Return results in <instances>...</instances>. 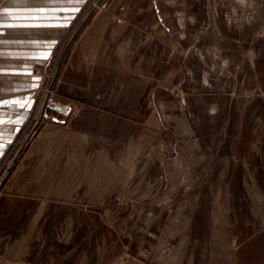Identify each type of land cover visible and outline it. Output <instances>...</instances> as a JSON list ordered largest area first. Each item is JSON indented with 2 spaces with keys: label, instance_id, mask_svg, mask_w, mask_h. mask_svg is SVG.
<instances>
[{
  "label": "crops",
  "instance_id": "0c3cea01",
  "mask_svg": "<svg viewBox=\"0 0 264 264\" xmlns=\"http://www.w3.org/2000/svg\"><path fill=\"white\" fill-rule=\"evenodd\" d=\"M94 1L0 0V7L21 12L0 15V187L5 185L0 202L8 200L21 215L46 221L55 209L65 216L68 206L82 201L91 205L98 189L107 192L114 181L109 162L115 143L138 141L143 144L137 172L139 218L146 223L145 217H176L170 220L175 225L171 233H176L170 263H209L203 250L209 227L194 224L186 194L162 188L190 182L185 174L189 160L179 154L177 159L162 156L172 149L161 141L171 134L186 136L192 126L176 98L153 91L163 60L168 65L175 56L168 44L171 34L163 31V19L154 13L158 1L99 0L53 69L68 32ZM48 85L50 106L21 153L19 141ZM115 135L122 138L115 142ZM147 136L153 138L148 147ZM174 142L180 153L185 145ZM149 150L153 154L146 162ZM163 157L170 161L163 162ZM213 213L215 225L220 218L224 222L223 207ZM195 256L201 259L195 261Z\"/></svg>",
  "mask_w": 264,
  "mask_h": 264
},
{
  "label": "rangeland",
  "instance_id": "374dc122",
  "mask_svg": "<svg viewBox=\"0 0 264 264\" xmlns=\"http://www.w3.org/2000/svg\"><path fill=\"white\" fill-rule=\"evenodd\" d=\"M98 1L68 32L53 69ZM157 1L154 13L171 34L168 44L175 56L168 65L163 60L153 91L176 98L192 126L186 136L173 133L161 141L172 149L162 156L180 155L190 163L185 169L190 182L163 185V191L186 194L194 224L209 227L203 250L210 261L204 264H264V0ZM20 13L0 7V15ZM48 91L50 85L19 148L38 123ZM121 138L115 135L114 141ZM173 138L185 145L180 153ZM151 142L147 136L146 146ZM139 144L115 143L109 162L114 181L108 191L98 189L91 205L68 206L65 216L55 209L46 221L21 215L8 200L0 202V264H174L170 253L176 233H171L175 225L170 220L176 217H145V223L137 213ZM152 154L146 152V162ZM222 207L225 220L215 225L213 211Z\"/></svg>",
  "mask_w": 264,
  "mask_h": 264
},
{
  "label": "water",
  "instance_id": "95a60500",
  "mask_svg": "<svg viewBox=\"0 0 264 264\" xmlns=\"http://www.w3.org/2000/svg\"><path fill=\"white\" fill-rule=\"evenodd\" d=\"M96 8H97V7H96ZM96 8H95L94 11L92 12V14L95 13ZM64 58H65V55H64ZM60 69H61V64H60V67H59L58 71H60ZM50 103H51V97H50V95H49V96L46 98L45 103H44V105H43V108H42V111H41V114H40V117H39V121H38V123L36 124V126L34 127V129H33V131L31 132V134L29 135V137H28V139H27V141H26V144L22 147L21 153H22V151L25 149L26 145L31 141V139L33 138V136L35 135V133L37 132V130L39 129V127L41 126V124H42V122H43V120H44V118H45V116H46L47 110H48V108H49V106H50Z\"/></svg>",
  "mask_w": 264,
  "mask_h": 264
},
{
  "label": "built area",
  "instance_id": "2783aa9c",
  "mask_svg": "<svg viewBox=\"0 0 264 264\" xmlns=\"http://www.w3.org/2000/svg\"><path fill=\"white\" fill-rule=\"evenodd\" d=\"M49 92V91H48ZM48 92H46V95L48 94Z\"/></svg>",
  "mask_w": 264,
  "mask_h": 264
}]
</instances>
